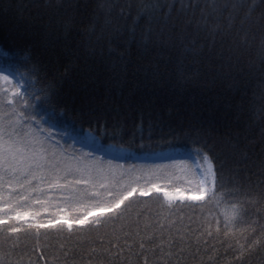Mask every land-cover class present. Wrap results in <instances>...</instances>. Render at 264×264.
Wrapping results in <instances>:
<instances>
[{"label": "trees", "instance_id": "16d2710c", "mask_svg": "<svg viewBox=\"0 0 264 264\" xmlns=\"http://www.w3.org/2000/svg\"><path fill=\"white\" fill-rule=\"evenodd\" d=\"M0 65L48 95L64 122L52 129L58 154L107 170L113 158L86 159L63 139L75 134L73 125L99 127L94 134L105 145L137 154L140 145L199 148L221 177L200 201L137 191L119 218L100 226L39 236L0 227V264H264V0H0ZM13 110H23L20 97L10 100L0 85V123ZM144 167L129 159L96 188L45 192L47 203L18 211L39 212L36 223L79 218L109 204L87 195L101 182L131 191L138 184L131 175ZM245 211L259 212L258 222ZM0 218L7 219L3 211ZM148 237L173 255L140 249Z\"/></svg>", "mask_w": 264, "mask_h": 264}, {"label": "snow or ice", "instance_id": "6c2138e0", "mask_svg": "<svg viewBox=\"0 0 264 264\" xmlns=\"http://www.w3.org/2000/svg\"><path fill=\"white\" fill-rule=\"evenodd\" d=\"M0 73L8 74L4 76L5 80L9 76L17 77V83L24 89V93L31 97L29 100L18 92L17 96L20 97L23 110H13L6 122L0 123V193H8L7 200H3V196L0 195V200H3L4 205V209H0V211H3V216L7 217V219L0 218V227L7 229L10 233H18L22 229L24 231L34 229L36 235L39 236L41 229L62 231L67 227L72 230L74 226H100L109 219L119 218L124 211L122 206L125 209L128 207L125 202L137 193V188H132L131 191L125 189L123 193H120L119 189L113 185L101 182L98 190L87 193V195L91 198L106 196L109 204L98 205L95 212L88 211L86 215L76 219L61 216L59 219H49L46 223H36V218L40 216L39 212L30 213L25 211L22 213L18 211V209L28 207L30 201L35 205L47 203L46 200L41 199L45 192H63L65 190L75 192L79 187L87 188L89 185L96 188V180L104 177L106 171L108 175H114L113 170L123 169L124 162L129 159H149L154 153L151 148L146 152L143 151L144 145L139 146L141 149V155L139 156L135 150L128 151L119 144L105 145L103 140L94 134L100 131L99 127L92 131H85L83 128L77 130L73 125L72 131L75 134L68 135L65 133V135H68V138L72 139L74 143H79L84 148L91 149V152L86 153V159L95 160L94 153H101L112 157L116 163L112 164L110 160L108 169L105 170L102 164L99 166L82 164L74 153L64 152L58 154L56 151V137L53 135L52 129L64 122L58 121L55 111L50 107L51 102L48 95L44 93L37 95L35 91H31L32 82L30 80L25 82L19 78L17 72L10 67L0 66ZM9 103L11 104V101ZM41 112L44 114L41 115ZM33 122L36 125L35 129L32 128ZM43 125L49 127L45 128ZM103 135L107 136V131H104ZM112 138L114 139V137ZM196 143L199 145V141H196ZM173 147L179 149L183 146L173 145ZM196 155H199L206 165L201 173L203 177L201 183L207 184L210 181L215 187L217 181L221 178L219 175L220 168L214 163L213 157L204 154L199 148L196 150ZM72 160L76 161V168L70 166ZM197 171H200L199 167ZM61 172L64 173L63 176L60 175ZM77 173H79V178H76ZM116 183L118 184L119 181H116ZM153 190L157 194L162 193L169 200L173 198V193L156 184L151 185L147 190L139 189V195L142 197L149 196ZM176 198L180 199L178 196ZM190 199L198 200L201 197L193 196ZM244 215L250 216L251 220L258 222L261 214L259 212L250 214L245 211ZM29 216H31V220L28 219ZM25 225H27L26 228ZM167 243L174 246L172 241ZM146 245H153V249L159 247V251L163 255H173L172 252L165 253L163 247L155 245L153 237H148L139 244L140 249L145 252L153 250L146 247ZM248 247H252V245L249 244ZM104 251L115 255L108 248H105ZM120 251L122 252L123 249H120ZM182 251L183 249H178V252Z\"/></svg>", "mask_w": 264, "mask_h": 264}, {"label": "rangeland", "instance_id": "374dc122", "mask_svg": "<svg viewBox=\"0 0 264 264\" xmlns=\"http://www.w3.org/2000/svg\"><path fill=\"white\" fill-rule=\"evenodd\" d=\"M6 75L8 74L0 73V85L8 92L10 100H12L15 96H17L18 92L22 94L24 89L17 83V77L9 76L8 79L5 80L4 76ZM52 133L54 136L59 135L57 130L54 132L52 131ZM65 133L63 139L68 142L69 140L71 141V150L77 146L78 151L84 155L91 152V149L84 148L79 143H74L72 139H69L68 135L72 134L67 133L68 135H65ZM127 150L131 151L130 149ZM153 153L154 155L149 159H132V161L134 160L145 166L143 168L142 175H131L132 178L138 180V184H134L133 186V188H137V191L141 188L147 190L151 187V185L156 184L173 193V198L171 200L166 198L161 193L168 201L192 200L190 197L193 196L201 197V199L193 201H200L213 191L214 187L210 181L207 184L201 183L203 179L201 173L206 165L201 160L199 155H196L191 151H184L181 149H167ZM94 155L95 157L112 159V157L101 153H94ZM137 155L139 156V154ZM76 157L79 158V156ZM112 164H115V162ZM198 167L200 168L199 172L197 171ZM117 170L119 171L121 169H114V173ZM177 196L180 197V199H177ZM96 210L97 208L92 209L91 211L95 212ZM29 218L30 217H28V219Z\"/></svg>", "mask_w": 264, "mask_h": 264}]
</instances>
